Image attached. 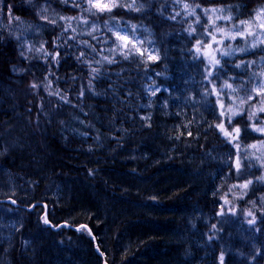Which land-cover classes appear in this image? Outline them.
Here are the masks:
<instances>
[{
  "label": "trees",
  "instance_id": "16d2710c",
  "mask_svg": "<svg viewBox=\"0 0 264 264\" xmlns=\"http://www.w3.org/2000/svg\"><path fill=\"white\" fill-rule=\"evenodd\" d=\"M263 6L122 0L101 12L88 0H0V169L15 185L0 201L31 206L50 197L57 206L51 223L88 226L108 264H263L235 227L220 223L264 230V182L244 198L228 195L237 183L257 179L259 168L246 161L237 173L215 160L264 137L244 112L231 118L240 129L237 146L225 134L233 132L228 115L197 112L195 121H184L188 112L169 94L196 73L201 35L211 31L209 10L246 21ZM133 29L151 35L156 57L123 46L116 32ZM20 35L28 38L26 54ZM224 64V79L246 69ZM254 77L253 70L249 86ZM42 212L21 217L14 237L0 242V264H103L85 230L54 232ZM165 214L174 221L166 224Z\"/></svg>",
  "mask_w": 264,
  "mask_h": 264
},
{
  "label": "rangeland",
  "instance_id": "374dc122",
  "mask_svg": "<svg viewBox=\"0 0 264 264\" xmlns=\"http://www.w3.org/2000/svg\"><path fill=\"white\" fill-rule=\"evenodd\" d=\"M120 1L122 0H100L101 3L108 4L110 8L117 5ZM90 6L97 10L96 7ZM258 8L259 10L254 14V18L245 21L247 23L234 21L223 14L221 10H209L207 16L211 31L207 32L205 36L201 35V41L198 46L199 51H197L200 57L197 59L198 67L196 68V73L192 77H187L184 81L183 89H179L177 93L169 91L172 99L177 98V101L183 104L185 111L188 112V114L183 113L184 121L192 123L191 118L195 121L197 112L205 115L216 113L221 117L219 114L223 111L224 115L226 114L231 118L242 115L244 112H250L256 116L251 121L252 131L264 137V134L254 130V127H264V124L258 122V120H264V113L260 112V109L264 107V96L257 95L260 85L264 84V59H262L264 58V27H261V25H264V6ZM1 20L0 17V25L3 24ZM9 23L10 16L7 24ZM116 33H119L121 37H127V39H119L124 47H130L134 52L139 51L142 54H147L150 58L156 57V48L150 34L141 36L135 29L131 31L118 30ZM20 37L22 42L19 45V49L22 54H26L29 50L28 38L22 35ZM38 48L42 50V47ZM242 48L248 49V51H239ZM225 52H230L232 55H224L223 53ZM254 54L258 55V58H254ZM233 56H239V58L234 64H231ZM216 60H219V64L215 63ZM225 60L230 66L234 67L242 60L246 62L255 61V63L248 64L246 69H243V75L239 77L229 76L224 79L222 76L227 77L224 70ZM199 61H201L200 64ZM253 70L255 71V77L249 86L247 78ZM209 72H211V76L208 75ZM234 79H238L239 86L238 83L234 82ZM226 85H231V87ZM238 88L240 92L241 90L243 92L237 93L235 90ZM249 96L255 98L249 100ZM242 98L245 101L243 104L241 103ZM221 103L223 108L220 106ZM230 137L239 146L240 138L234 131ZM236 150L237 152L232 156L220 155L219 158L216 157V160H214H220L226 167L233 165L232 167L237 173L240 172L246 161L252 163L248 164L251 166L250 168H259L257 179H249L245 182L237 183L235 187L229 189L228 195L236 192L239 198H244L252 185L257 182H264V138L245 147H236ZM244 185H247V187H244ZM14 190L15 185L12 178L9 175L8 177L4 176V172L0 169V193L8 192V194L14 195ZM221 190L219 193H221ZM19 192L24 193L21 189ZM22 212L16 207L5 206L0 202V239L2 241L9 242L20 229V220L21 217H24ZM220 223L235 227L246 242L259 252L264 264V230L253 229L251 223H243L233 219H221ZM25 245L28 246V243L26 242Z\"/></svg>",
  "mask_w": 264,
  "mask_h": 264
},
{
  "label": "snow or ice",
  "instance_id": "6c2138e0",
  "mask_svg": "<svg viewBox=\"0 0 264 264\" xmlns=\"http://www.w3.org/2000/svg\"><path fill=\"white\" fill-rule=\"evenodd\" d=\"M65 2H66V0H65ZM88 3L90 4V5H92V6H94V7H96L99 11H101V12H103V11H111V8L109 7V5L108 4H106V3H101L100 2V0H88ZM185 7H187V5H185ZM137 10H139V9H137ZM205 11V13H207V9H205L204 10ZM213 11H215V9H213ZM16 19H19V17H17ZM241 23H247V22H245V21H241ZM133 27H135V26H133ZM261 27H264V25H261ZM110 31H111V29H109ZM116 35H117V37L119 38V39H127V37H121L120 35H119V33H116ZM89 47H91V45H89ZM253 47H255V45H253ZM95 49H93V51H94ZM197 51H199V48H197ZM239 51H241V52H246V51H248V49H244V48H242V49H239ZM224 55H232V53H230V52H225V53H223ZM81 55H83V53H81ZM77 59H79V58H77ZM262 59H264V58H262ZM53 60H55V56H53ZM109 63H112L113 61H108ZM215 63L216 64H219V60H216L215 61ZM251 63H255V61H241L240 63H238V64H236L235 65V67L236 68H241L242 66H247L248 64H251ZM14 71H15V69H13ZM208 75L209 76H211V72H209L208 73ZM226 86H228V87H231V85H226ZM32 87L33 88H36L37 87V85H35V84H33L32 85ZM247 91V90H246ZM257 95H259V96H264V84H261L260 85V88L257 90ZM255 97H253V96H249L248 97V99L249 100H251V99H254ZM245 101L243 100V98L241 99V103L243 104ZM221 108H223V104L221 103ZM260 112L261 113H264V107H262L261 109H260ZM220 116H223L224 115V112L223 111H221L220 112V114H219ZM255 114L254 113H249L248 115H247V117H246V120L247 121H251L252 119H253V116H254ZM219 118V117H218ZM258 122L259 123H261V124H264V120H258ZM229 126H231L232 128H233V131L235 132V133H239L240 132V129L239 128H237V127H235L234 125H232L231 124V117H229ZM216 127L217 128H219L221 131H224V128H223V124H217L216 125ZM248 124L246 123L245 124V131L247 132V130H248ZM254 127V126H253ZM254 130L256 131V132H259V133H261V134H264V127H254ZM225 134L226 135H231V133H227V132H225ZM249 183H251V181H249ZM244 187H247V185H244ZM44 223H49V221L47 220V218L45 217V219H44ZM222 259V258H221Z\"/></svg>",
  "mask_w": 264,
  "mask_h": 264
},
{
  "label": "bare ground",
  "instance_id": "6f19581e",
  "mask_svg": "<svg viewBox=\"0 0 264 264\" xmlns=\"http://www.w3.org/2000/svg\"><path fill=\"white\" fill-rule=\"evenodd\" d=\"M75 124H79V120L78 119H75ZM55 192L56 193H58V192H60V187H59V185L57 184V186H56V189H55ZM52 198H54V201L56 202V204L58 203V201H59V198H60V196L59 195H55L54 193L52 194ZM158 199H160V196H158ZM161 200V199H160ZM156 202H158V201H156ZM35 204H37L40 208H42V210H43V212H42V216L40 217V220H41V222L43 223V225H44V227H46V228H48V229H51V228H49V227H47L46 225H45V223H44V219H45V217H44V213H45V208L47 209V213H46V218H47V220L51 223V221H50V211H51V209H53V208H57V206L55 205V203L53 202V200L50 198V197H48V198H45V199H43L42 201H40V202H37V203H34V204H32L31 206H27V205H23V206H21V207H19L18 209L19 210H21V211H23L22 213H23V215L25 216L26 214H32L33 213V205H35ZM175 206H177L179 209H181V210H185L186 209V206H185V204L184 203H182V202H177L176 204H174ZM166 215V214H165ZM165 217V219H166V224H169V223H171L172 221H174V217L173 216H170V215H166V216H164ZM52 224V223H51ZM61 224H69V225H71L70 223H68V222H63V223H61ZM61 224H59V225H61ZM54 227H57V226H59V225H57V226H55L54 224H52ZM71 226H74V225H71ZM79 226H86V225H79ZM79 226H74V227H79ZM88 229H89V231L90 232H88V230H86L85 228H82L81 230H85L88 234H89V236L92 238V236H93V238H95L96 239V237L93 235V233H92V231H91V229L88 227V226H86ZM62 228H64V227H62ZM66 229V228H65ZM52 230V229H51ZM67 230H69V229H67ZM80 230V231H81ZM71 231H74V230H71ZM74 232H79V231H74ZM17 233V232H16ZM15 233V234H16ZM14 234V235H15ZM92 235V236H91ZM198 242H200L201 244H202V241L201 240H197ZM0 242L1 243H4V241H2L1 239H0ZM97 253V252H96ZM100 254L101 255H99L98 253H97V255L103 260V264H108L107 263V260H106V258H105V256H104V254L100 251Z\"/></svg>",
  "mask_w": 264,
  "mask_h": 264
},
{
  "label": "water",
  "instance_id": "95a60500",
  "mask_svg": "<svg viewBox=\"0 0 264 264\" xmlns=\"http://www.w3.org/2000/svg\"><path fill=\"white\" fill-rule=\"evenodd\" d=\"M4 203L10 204L11 206L16 207V208L18 207V204H17L15 201L11 200V199H7V200H5ZM35 206H36V205H34L32 209H34ZM46 213H47V209L45 208V213L43 214L44 217H46ZM45 225H46L47 227L51 228V229L54 230V231H58V230H60L62 227H64V228H66V229L74 230V231H80L82 228H85L86 230H88V232H90L89 229H88L86 226L74 227V226H71V225H69V224H61V225H59V226H57V227H54L50 222L47 223V224L45 223ZM91 236H92V235H91ZM92 238H93V236H92ZM95 248H96V252H97L99 255H101V254H100V251L98 250V247H97L96 243H95Z\"/></svg>",
  "mask_w": 264,
  "mask_h": 264
}]
</instances>
